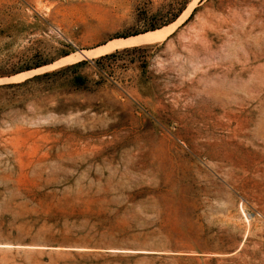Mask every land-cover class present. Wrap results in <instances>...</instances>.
<instances>
[{"label": "rangeland", "instance_id": "rangeland-1", "mask_svg": "<svg viewBox=\"0 0 264 264\" xmlns=\"http://www.w3.org/2000/svg\"><path fill=\"white\" fill-rule=\"evenodd\" d=\"M0 79V264H264V0H0Z\"/></svg>", "mask_w": 264, "mask_h": 264}, {"label": "bare ground", "instance_id": "bare-ground-1", "mask_svg": "<svg viewBox=\"0 0 264 264\" xmlns=\"http://www.w3.org/2000/svg\"><path fill=\"white\" fill-rule=\"evenodd\" d=\"M174 26V25H173ZM165 31H166V29H165ZM162 32H164V30L162 31ZM162 34V33H161ZM161 34H159V35H156V33H153L152 35H149V36H147V37H143V38H139V37H135L134 39L133 38H131V39H133L131 42L132 43H150V42H152V41H154V40H156V39H158L159 37H160V35ZM122 41V40H121ZM127 41V40H126ZM125 41V42H126ZM129 41V42H130ZM115 42H118V43H115V44H113V46H117V45H122V44H124V42L122 43H120L119 41H115ZM109 46V45H108ZM112 49H113V47H112ZM115 49V48H114ZM108 50V49H107ZM97 51V50H96ZM95 53V52H94ZM102 53V52H101ZM93 54V53H92ZM24 77V76H29V74H21L19 77ZM12 78H14V76L12 77ZM12 78H8L7 80H10V79H12ZM16 78H18V77H16L15 76V78H14V80L16 79ZM4 80H6V79H4Z\"/></svg>", "mask_w": 264, "mask_h": 264}, {"label": "water", "instance_id": "water-1", "mask_svg": "<svg viewBox=\"0 0 264 264\" xmlns=\"http://www.w3.org/2000/svg\"><path fill=\"white\" fill-rule=\"evenodd\" d=\"M10 84H6V85H4V87H8Z\"/></svg>", "mask_w": 264, "mask_h": 264}, {"label": "trees", "instance_id": "trees-1", "mask_svg": "<svg viewBox=\"0 0 264 264\" xmlns=\"http://www.w3.org/2000/svg\"><path fill=\"white\" fill-rule=\"evenodd\" d=\"M0 80H3V79H0Z\"/></svg>", "mask_w": 264, "mask_h": 264}]
</instances>
